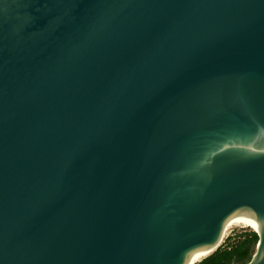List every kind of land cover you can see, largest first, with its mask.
I'll return each instance as SVG.
<instances>
[{
    "label": "water",
    "instance_id": "obj_1",
    "mask_svg": "<svg viewBox=\"0 0 264 264\" xmlns=\"http://www.w3.org/2000/svg\"><path fill=\"white\" fill-rule=\"evenodd\" d=\"M249 218L264 264V0H0V264H191Z\"/></svg>",
    "mask_w": 264,
    "mask_h": 264
},
{
    "label": "trees",
    "instance_id": "obj_2",
    "mask_svg": "<svg viewBox=\"0 0 264 264\" xmlns=\"http://www.w3.org/2000/svg\"><path fill=\"white\" fill-rule=\"evenodd\" d=\"M259 236L254 234L251 239L243 241L239 245L234 246L232 249L220 250L210 257L206 258L199 264H233V259L238 255L242 261H245L250 257L251 253V244L252 242L258 241ZM240 262V263H241ZM239 263V264H240ZM198 264V263H197Z\"/></svg>",
    "mask_w": 264,
    "mask_h": 264
},
{
    "label": "rangeland",
    "instance_id": "obj_3",
    "mask_svg": "<svg viewBox=\"0 0 264 264\" xmlns=\"http://www.w3.org/2000/svg\"><path fill=\"white\" fill-rule=\"evenodd\" d=\"M254 234H257V233L254 232L251 229H244L243 230L241 228H235L232 231H230V232L227 233V236H225L221 240V242L219 243L217 249L211 255H213L214 253H216V252H218L220 250L232 249L234 246L239 245L243 241H246L247 239L252 238V236ZM256 251H257V246H256L254 252L252 253L250 259L245 264H248L252 260V258L254 256V254L256 253ZM210 256H208V257H210ZM208 257H206V258H208ZM206 258H204L203 260H205ZM201 262H199V263H201Z\"/></svg>",
    "mask_w": 264,
    "mask_h": 264
},
{
    "label": "bare ground",
    "instance_id": "obj_4",
    "mask_svg": "<svg viewBox=\"0 0 264 264\" xmlns=\"http://www.w3.org/2000/svg\"><path fill=\"white\" fill-rule=\"evenodd\" d=\"M235 228H241V229H251V230H253L254 232H256L257 234L258 233H260V226H259V223H258V221L256 220V219H254V218H249V219H245V220H242V221H240V222H238V223H236L235 225H233L228 231H227V233L228 232H230V231H232L233 229H235ZM227 233L224 235V237L225 236H227ZM223 237V238H224ZM222 238V239H223ZM221 242V241H220ZM223 242V241H222ZM219 245V244H218ZM218 245L214 248V249H212V250H210V251H208V252H205V253H203V254H200L191 264H197V263H199L200 261H202L204 258H206V257H208V256H210L216 249H217V247H218Z\"/></svg>",
    "mask_w": 264,
    "mask_h": 264
},
{
    "label": "flooded vegetation",
    "instance_id": "obj_5",
    "mask_svg": "<svg viewBox=\"0 0 264 264\" xmlns=\"http://www.w3.org/2000/svg\"><path fill=\"white\" fill-rule=\"evenodd\" d=\"M240 257L238 255H236L233 259V264H239L241 262V260L239 259Z\"/></svg>",
    "mask_w": 264,
    "mask_h": 264
}]
</instances>
